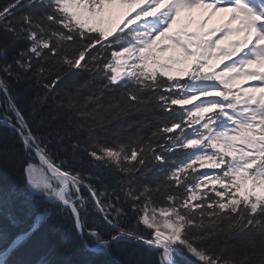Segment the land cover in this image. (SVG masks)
<instances>
[{
	"label": "snow or ice",
	"instance_id": "obj_1",
	"mask_svg": "<svg viewBox=\"0 0 264 264\" xmlns=\"http://www.w3.org/2000/svg\"><path fill=\"white\" fill-rule=\"evenodd\" d=\"M0 128V264H264V0H6Z\"/></svg>",
	"mask_w": 264,
	"mask_h": 264
},
{
	"label": "trees",
	"instance_id": "obj_2",
	"mask_svg": "<svg viewBox=\"0 0 264 264\" xmlns=\"http://www.w3.org/2000/svg\"><path fill=\"white\" fill-rule=\"evenodd\" d=\"M6 0H0V4L5 3ZM23 43L18 44V47H23ZM23 103V101H22ZM9 142H18L16 134L7 128H0V144H7ZM153 175L158 173L153 172ZM3 183H21L18 175H13L6 169L3 171ZM86 194V193H85ZM53 230L55 232V238H53ZM44 237L46 244L36 249L33 252V258H39L42 254H47V258L52 260H79V261H91L99 259L98 257L90 255L85 251L81 245L80 238L73 231L71 224L64 221H53L50 225L45 227ZM67 241L73 247V253L71 256H66L63 253V243ZM134 248L133 245H121L116 249V257L119 259L125 258Z\"/></svg>",
	"mask_w": 264,
	"mask_h": 264
},
{
	"label": "rangeland",
	"instance_id": "obj_3",
	"mask_svg": "<svg viewBox=\"0 0 264 264\" xmlns=\"http://www.w3.org/2000/svg\"><path fill=\"white\" fill-rule=\"evenodd\" d=\"M125 9H127V6H124V7L119 8V10H118V16L121 15V12H123Z\"/></svg>",
	"mask_w": 264,
	"mask_h": 264
}]
</instances>
